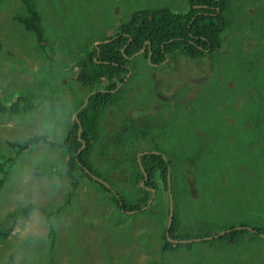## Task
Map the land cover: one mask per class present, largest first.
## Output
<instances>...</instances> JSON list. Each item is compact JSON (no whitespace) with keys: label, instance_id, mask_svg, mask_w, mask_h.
<instances>
[{"label":"rangeland","instance_id":"1","mask_svg":"<svg viewBox=\"0 0 264 264\" xmlns=\"http://www.w3.org/2000/svg\"><path fill=\"white\" fill-rule=\"evenodd\" d=\"M35 1L44 17L42 44L32 33L10 27V16L21 11L19 0L4 1L0 9V23L6 24L0 33L8 37L0 50V164L6 171L0 232L15 222V230L0 238V264H264V240L252 234L233 243L163 251L162 225L155 220V212L166 211L163 200L154 201L152 194L159 207L153 214L119 213L107 193L85 177L73 188L64 149L49 144H62L70 127L80 95L72 74L81 56L135 12L169 7L183 13L189 0ZM224 15L220 47L212 56L179 55L157 68L141 56L132 60L130 79L99 119L91 154L94 172L118 198L130 201L138 198L130 193L133 168L117 158L108 162L113 149L133 142L172 159L174 203L183 207L179 229L188 234L232 224L264 228V172L250 142L264 116L258 108L264 107V0H227ZM34 136L49 143L32 144L16 157L11 145ZM262 153L260 159L264 148ZM185 185L188 195H182ZM207 185L211 205L200 199ZM28 205L31 210L17 222L11 214ZM204 210L214 212V223Z\"/></svg>","mask_w":264,"mask_h":264},{"label":"trees","instance_id":"2","mask_svg":"<svg viewBox=\"0 0 264 264\" xmlns=\"http://www.w3.org/2000/svg\"><path fill=\"white\" fill-rule=\"evenodd\" d=\"M1 1L2 0H0V5ZM19 1L21 11L13 12L10 16L13 24V26L10 27L16 26L17 29L22 28L25 32L32 33L36 41L42 44L45 35L43 13L40 12L39 6L35 0ZM226 3L227 0H189V9L183 13L174 12L170 10L169 7H160L151 10L137 11L135 14L131 15L128 20L120 21L115 31L107 39H104L111 40L110 42L102 41L97 48L93 46L90 52L83 57L81 56V58L75 63L76 68H74L75 70L73 69L74 73L72 74V77L82 88L80 94L82 95V99L79 102V106L81 107L85 97L90 92L95 93L89 96L88 103L78 112V120H73L70 123V127L67 130L62 144L49 143L44 137L34 136L21 144L11 145L12 149L16 152V157L28 150L32 144H37L39 142L49 143L52 147H62L65 151L66 176L71 182L72 187L75 188L78 185L79 178L82 176L85 177L91 184L98 186L101 191H105L107 193L106 197L109 198L107 200L110 201L115 206V209L122 214H126L124 211L137 213L135 215L143 214V212L153 214L154 211L159 209V207H157L158 205L154 204L155 199H157V202L159 203L163 200L166 204V211L161 214L162 216L160 215V212H155L157 215L155 220L162 225V250L167 251V253L170 254L173 250H179L182 248L190 250L193 245L207 246L215 243L223 244L227 241L233 243L235 239L243 234H252L254 236L253 238L263 239L260 238L259 235H264V228H254L255 232H249L245 229L233 230L238 227H247L246 224H232L212 233L208 231L197 234L181 232L179 226L182 222V214L178 212H182L183 207L179 209L175 206V203L169 235L167 236L166 228L169 217L167 172L170 163H166L161 156L152 153V149L143 150L134 147L133 142L130 143L128 148L125 143L123 147L114 148L109 154L107 161L111 162V158H117L126 165V168L129 166L133 168V182L130 191L135 192L136 195L138 194V198L134 201H129L122 197L118 198L119 195L117 196V194L113 193V188L111 189V187L106 184V179L94 172V164L91 161L93 144L98 137L99 119L104 110L116 101L117 94H112L111 91L115 90L119 84L123 82V79L128 73L126 66H129L132 62V60H129L128 58L138 53L146 42H149L150 44V64L159 65L163 63L166 58L177 57L179 55H183L190 60H199L205 55L212 56L220 47V36L226 26L224 15ZM2 24L6 26L4 21H1L0 28H3ZM113 38L115 39L112 40ZM7 40L8 37L1 34L0 50H4ZM148 54L149 48L146 46L144 53L139 56L147 61ZM124 55L128 58H125ZM1 91L2 90L0 89V92ZM21 98L22 96H18L15 102H13V105H18ZM258 108L260 112L264 113V107ZM3 111V97L1 92L0 113H4ZM128 123L133 125L134 119H129ZM80 126L81 132L80 135H78ZM123 132L124 130L122 129V136H124ZM251 132L252 137H250V142L255 143V152L252 157H259L256 163L261 165L262 170H260V174H263L264 159H260V156L263 155L262 149L264 148V116L257 122L256 132L255 128H252ZM80 138L86 143V148L77 156V151L82 145ZM142 151L148 152V154L140 157L141 167L146 172V175H144L136 160L137 154ZM124 152H127L128 158ZM169 155H172V153L170 152ZM16 159L17 158L12 159L10 163H15ZM114 165L120 164L116 161V163L114 162ZM85 170H88L90 174L96 178L90 176ZM0 171L2 175L0 185H2L5 180L6 171L1 164ZM37 171L39 173L40 169H37ZM145 176H147V179L144 182V186H141L140 183L145 179ZM174 176H176L175 168L170 178L173 197L175 194L176 180ZM260 187L264 188L263 185ZM205 188L206 189L203 187L201 189L200 199L204 203L208 202L209 205H211L212 198H210L209 193L212 191V188L210 185H207ZM219 188H221L220 185L217 187V190ZM151 189L156 192L154 201H152L146 210L142 211L143 208L147 207V203L151 199ZM183 189H185V191L182 192V195H188L186 185ZM198 202L199 201H197V203ZM220 203L222 205V201H220ZM189 206H194V204L192 203ZM31 208V205L22 207L18 211H14L11 215L15 220L17 219L18 222L19 218H24ZM230 208L229 211L235 210L232 207ZM203 212H206L208 215L210 214L211 222L214 223L213 221L216 218L214 212L212 210L210 212L204 210ZM203 215L207 216L205 214ZM189 222L195 224L196 221L192 219L189 220ZM54 228V225L50 226L51 234L55 233ZM14 230L15 222L9 228H6V230L1 229L0 238H6ZM225 230H231V232L212 240H203L199 243H179V241L216 236L218 232ZM50 244L52 248V246H54V241L52 243L51 240Z\"/></svg>","mask_w":264,"mask_h":264},{"label":"water","instance_id":"3","mask_svg":"<svg viewBox=\"0 0 264 264\" xmlns=\"http://www.w3.org/2000/svg\"><path fill=\"white\" fill-rule=\"evenodd\" d=\"M97 44H100V42L99 43H97ZM96 44V46H98ZM146 45H148L149 46V43L148 42H146L145 43V46ZM145 46H144V48L142 49V50H140L137 54H135L134 56H132L130 59H132V58H134L135 56H138V55H140V54H142L144 51H145ZM149 57H150V49H149V55H148V62H149ZM168 61V59L167 60H165V62H167ZM152 65V64H151ZM153 67H156V65H152ZM130 77V73L129 74H127V76H126V78L128 79ZM126 80V79H125ZM112 92H114V91H112ZM93 94V92H91V93H89L88 95H87V97H86V99H85V101H84V104H83V106H85L86 105V103L88 102V98H89V96L90 95H92ZM76 120H77V118H76ZM80 132H81V127L79 128V130H78V135H80ZM80 141H81V147H80V149L78 150V152H77V156L83 151V150H85V148H86V143L84 142V141H82L81 140V138H80ZM141 155L142 154H140V155H138L137 156V160H138V163H139V165H140V157H141ZM166 161V160H165ZM86 171V173H90L88 170H85ZM142 172L143 173H145V171L144 170H142ZM170 171H168V175H167V190H168V193H169V217H168V223H167V228H166V235L168 236L169 235V229H170V226H171V221H172V217H173V211H174V205H173V199H172V193H171V185H170V173H169ZM93 178H95L94 176H92ZM150 203V202H149ZM127 214H131L132 212H126ZM238 229H245V230H247V231H249V232H255L254 231V229H252V228H250V227H238V228H235V229H233V230H238ZM229 232H231V230H225V231H222V232H220L219 234H217L216 236H210V237H208V238H203L204 240H206V239H209V240H212V239H214V238H216V237H219V236H222V235H224V234H226V233H229ZM260 237L261 238H264V235H262V234H260ZM170 240V239H169ZM202 239L201 238H197V239H194V240H187V241H179V243H182V244H186L187 242H199V241H201ZM170 241H172V240H170ZM176 242V241H175Z\"/></svg>","mask_w":264,"mask_h":264},{"label":"clouds","instance_id":"4","mask_svg":"<svg viewBox=\"0 0 264 264\" xmlns=\"http://www.w3.org/2000/svg\"><path fill=\"white\" fill-rule=\"evenodd\" d=\"M3 2H4V0L1 1V5H0L1 8L3 7V5H2ZM44 36H45V35H44ZM107 38H108V37H107ZM107 38H105V39H107ZM102 41H103V42H106V40H102ZM102 41H98V42H96L94 47L97 48L98 46H96V44L99 43V42L101 43ZM148 43H149V42H148ZM97 45H99V44H97ZM146 46H148V45H146ZM148 48L150 49V44H149ZM143 53H144V52H143ZM143 53H142V54H143ZM136 54H137V53H136ZM134 55H135V54H134ZM134 55H133V56H134ZM140 55H141V54H140ZM138 56H139V55H138ZM138 56H135V57H138ZM131 57H132V56H131ZM135 57H134V58H135ZM20 58H21V57H20ZM134 58L129 59V60H133ZM21 59H22V58H21ZM167 59H168L167 62L164 61L163 63H161V64H159V65H157V64H152V65H156L155 68H157V67H165V66H168V65H169V62H170V58H166L165 60H167ZM23 60H24V59H23ZM27 60H28V59H27ZM147 62H148V59H147ZM148 63H149V62H148ZM149 64H150V63H149ZM152 65L150 64V66H152ZM75 66H76V64H74V68H76ZM125 79H126V80H123V82H122L121 84H119V86H118L115 90H113L114 92L111 91L112 94L114 93V94H117V95H118V93L120 92L121 88L125 85L126 82H128V80L130 79V77H129L128 79H127V78H125ZM90 93H91V92H90ZM94 93H95V92H93V94H94ZM93 94H92V95H93ZM86 97H87V96H86ZM86 97H85V99H86ZM85 99H84V101H85ZM88 99H89V98H88ZM84 101H83V104H84ZM87 103H88V102H87ZM87 103H86V104H87ZM83 104L81 105V107H79V109H78V111H77V113H76V115H75L74 120H76L78 112L84 107ZM77 120H78V118H77ZM77 120H76V121H77ZM80 127H81V126H80ZM80 127H79V128H80ZM129 128H130V127H129ZM127 133H128L127 131H126V132H125V131L123 132L124 135H126ZM77 152H78V151H77ZM82 152H83V151H82ZM152 153H154V154H156V155H160V154H161L162 157H163V159H164V161L166 160V161H165L166 163H170V166H171V164H173L172 159H168V158H166V156H164V154H162V153H158V152H156V151H153ZM140 154H142V155H146V154H148V152H147V151H142L141 153L137 154V156L140 155ZM142 155H141V156H142ZM137 156H136V160H137ZM114 159H115V158H114ZM137 163H138V160H137ZM138 164H139V163H138ZM168 167H169V166H168ZM140 168H141L142 170H144V169L141 167V163H140ZM173 168H174V165H173ZM168 171H170V167L168 168ZM169 173H170V178H171V174H172L171 171H170ZM89 175H90V176H93V175L90 174V173H89ZM144 175H146V172L144 173ZM167 175H168V172H167ZM95 178H96V177H95ZM146 179H147V176H145V179L140 183L141 186H144V182H145ZM170 180H171V179H170ZM170 185H171V181H170ZM151 191H152V194H153V198H155V196H156V192H155V190L151 189ZM130 193H131V191H130ZM171 193H172V191H171ZM167 195H168V205H169V193H168V190H167ZM119 198H121V197H119ZM153 198H152V199H153ZM152 199H151V201H152ZM172 199H173V196H172ZM129 201H130V200H129ZM151 201H150V202H151ZM121 204H122V203H121ZM149 204H150V203H149ZM149 204H148V205H149ZM148 205H147V207H148ZM173 205H174V199H173ZM147 207H145V208H143V209L145 210ZM122 211H124V210H122ZM124 213H126V212L124 211ZM132 213H134V212H132ZM126 214H127V213H126ZM254 231H255V230H254ZM259 236H260V235H259ZM260 238H261V237H260ZM196 239H197V238H196ZM263 239H264V238H263ZM203 240H204V239L202 238L201 241H203ZM191 241H192V240H191ZM201 241H199V242H201ZM204 241H206V240H204ZM199 242H195V243H199ZM190 243H193V242H190Z\"/></svg>","mask_w":264,"mask_h":264},{"label":"crops","instance_id":"5","mask_svg":"<svg viewBox=\"0 0 264 264\" xmlns=\"http://www.w3.org/2000/svg\"><path fill=\"white\" fill-rule=\"evenodd\" d=\"M78 85V88H79V90H80V94H81V90H82V88L79 86V84H77ZM82 99V95H79V97H78V105H77V107H76V109H75V111L71 114V121H70V123L74 120V118H75V115H76V113H77V111H78V109H79V102H80V100Z\"/></svg>","mask_w":264,"mask_h":264},{"label":"flooded vegetation","instance_id":"6","mask_svg":"<svg viewBox=\"0 0 264 264\" xmlns=\"http://www.w3.org/2000/svg\"><path fill=\"white\" fill-rule=\"evenodd\" d=\"M118 27V26H117ZM115 38H113L112 40H114ZM111 40H106V42H110ZM145 46V45H144ZM144 46H143V48H144ZM142 48V49H143ZM141 49V50H142ZM145 49H146V46H145ZM149 55V54H148ZM124 57L125 58H128L126 55H124ZM131 57H129L128 59H130ZM147 59H148V57H147ZM126 68L128 69V73L127 74H129L130 73V76H131V71H132V69H131V67H130V65L129 66H126ZM127 74H126V76H127ZM126 76H125V78H126ZM125 78L123 79V80H125ZM103 80H104V78H103ZM166 101H168V98L166 99ZM156 108H158V106H156ZM158 156H161L162 157V155L160 154V155H158ZM163 158V157H162Z\"/></svg>","mask_w":264,"mask_h":264}]
</instances>
